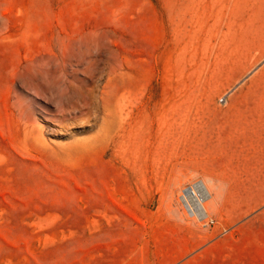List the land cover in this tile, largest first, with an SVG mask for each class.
<instances>
[{"label": "rangeland", "instance_id": "374dc122", "mask_svg": "<svg viewBox=\"0 0 264 264\" xmlns=\"http://www.w3.org/2000/svg\"><path fill=\"white\" fill-rule=\"evenodd\" d=\"M0 264H264V0H0Z\"/></svg>", "mask_w": 264, "mask_h": 264}, {"label": "built area", "instance_id": "2783aa9c", "mask_svg": "<svg viewBox=\"0 0 264 264\" xmlns=\"http://www.w3.org/2000/svg\"><path fill=\"white\" fill-rule=\"evenodd\" d=\"M226 100L222 98L220 103H225ZM200 181L185 185L179 193L178 200L185 213V215L196 222L205 226H214L215 220L211 218L205 211L203 203L209 200L200 195ZM208 197H210L208 195Z\"/></svg>", "mask_w": 264, "mask_h": 264}, {"label": "bare ground", "instance_id": "6f19581e", "mask_svg": "<svg viewBox=\"0 0 264 264\" xmlns=\"http://www.w3.org/2000/svg\"><path fill=\"white\" fill-rule=\"evenodd\" d=\"M200 195H202L204 198H209V200L203 203V205H204L206 213L210 216L207 205L213 199V196H212V192L209 190V188L207 187L204 181H200ZM208 195L210 197H208Z\"/></svg>", "mask_w": 264, "mask_h": 264}]
</instances>
